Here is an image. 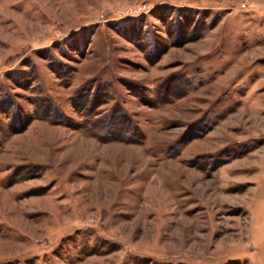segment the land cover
<instances>
[{"label":"rangeland","instance_id":"374dc122","mask_svg":"<svg viewBox=\"0 0 264 264\" xmlns=\"http://www.w3.org/2000/svg\"><path fill=\"white\" fill-rule=\"evenodd\" d=\"M0 264H264V0H0Z\"/></svg>","mask_w":264,"mask_h":264}]
</instances>
